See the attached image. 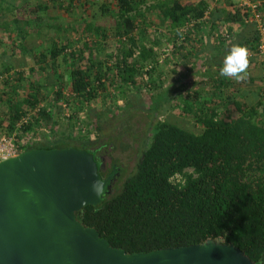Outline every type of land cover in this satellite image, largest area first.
<instances>
[{
    "label": "trees",
    "instance_id": "1",
    "mask_svg": "<svg viewBox=\"0 0 264 264\" xmlns=\"http://www.w3.org/2000/svg\"><path fill=\"white\" fill-rule=\"evenodd\" d=\"M30 1L0 0V37L16 33L17 44L25 52L31 48L25 46L19 12ZM148 1H106L101 5L103 22L83 17L86 23L78 40L70 35L64 40L53 37L50 47L38 56L30 50L36 65L28 70H16L11 61L15 54L3 50L0 128L6 135H16L21 152L85 149L95 156L104 177L101 154L115 149L126 133L137 138L121 127V119L131 120L142 112L149 123L143 135L138 133L142 144L133 170L122 182L125 169L117 158L110 159L123 175L98 205L79 210L78 219L128 253L189 246L212 238L233 243L256 264H264V60L261 33L251 20L252 7L241 5L240 0H157L149 5ZM250 1L258 3L264 20V0ZM50 7L40 1L30 8L36 14L27 23L42 21L38 12ZM13 12L17 15L12 19L8 15ZM151 12L167 28L163 50L156 40L146 42L149 27L155 26ZM109 24L119 37L113 63L97 54L109 45ZM89 33L94 37L86 40ZM234 44L248 50V78L220 75L223 59ZM166 50L173 74L182 68L198 71L199 59L205 58V70L200 69L207 76L204 84L186 86L183 105L176 107L180 118L195 121L193 128L171 120V113L166 116L172 107L169 91L155 92L165 86L164 74L159 77L157 70ZM64 64L66 76L61 70ZM254 64L261 67L258 79L259 74L250 71ZM144 89L152 108L146 107ZM50 94L53 99L47 104ZM119 97L125 100L123 106L116 103ZM100 98L114 105L88 109ZM58 116L67 121L66 129L58 128ZM130 147L123 143L122 148ZM176 174L184 176L185 183L171 181Z\"/></svg>",
    "mask_w": 264,
    "mask_h": 264
},
{
    "label": "water",
    "instance_id": "2",
    "mask_svg": "<svg viewBox=\"0 0 264 264\" xmlns=\"http://www.w3.org/2000/svg\"><path fill=\"white\" fill-rule=\"evenodd\" d=\"M95 156L76 147L34 148L0 161V264H256L233 243L128 253L77 212L111 190Z\"/></svg>",
    "mask_w": 264,
    "mask_h": 264
},
{
    "label": "rangeland",
    "instance_id": "3",
    "mask_svg": "<svg viewBox=\"0 0 264 264\" xmlns=\"http://www.w3.org/2000/svg\"><path fill=\"white\" fill-rule=\"evenodd\" d=\"M44 2L45 4L51 5L50 9L47 12L39 11L38 12V18H43L42 21H36V22H30L29 24L27 21L29 18L36 13H33L30 10V8H34L37 6L38 3ZM70 1L71 0H31L30 3L26 4L24 7H21L22 10H20V25L21 29L24 30L23 34L25 36L26 41H24L25 46L31 48L30 50H33L34 55L38 56V53L41 51L47 50L50 47V43L53 39V37L64 40L66 37L70 35L73 39H77L81 37V33L83 32V25L86 23L85 21H82V18L85 17L89 21L103 22V16L101 13V5L104 4L106 1H113V0H81V2L74 0L73 5L70 8ZM157 0H149L148 5L155 3ZM55 4V6H53ZM69 7V8H68ZM68 9V10H67ZM17 15L16 12L10 13L8 17H11L12 19L15 18ZM50 16L53 17V20H48L45 18ZM59 18V19H58ZM149 18H151L152 21H154L155 26L149 27V36L146 39L147 43H150L152 40H156L159 42L160 46L159 49L163 50L166 42L164 39V30H165V24L161 22L160 18L158 17L157 13L151 12L149 14ZM31 21V20H29ZM47 21V22H46ZM12 24V23H11ZM14 24V28H15ZM70 26L73 27L70 29ZM68 27V28H67ZM13 28V25H12ZM63 30H60V29ZM70 29V30H69ZM109 45L108 47H105L101 49V51L97 52L100 58L102 59H108L110 63H113L112 54L117 52L118 45H119V37L115 34V26L109 24ZM167 29V28H166ZM39 31V32H38ZM82 31V32H81ZM38 32V33H37ZM7 33V32H6ZM8 34V33H7ZM10 37L8 35H4L3 37H0V40L4 41L2 45L0 46V68L3 66V64H6V59L2 55V51L6 50L9 52V54L14 53V57L11 59L12 63L15 65L16 70H28L32 65H36V58L33 56V54L30 52V50L27 49L25 52V49L18 46L17 43H19L16 33L11 32ZM94 35L89 33L84 38L87 39H93ZM12 39L16 44L14 45ZM17 45V49L16 46ZM16 50H15V49ZM20 49V50H19ZM169 50H166L165 55H163V62H161V66L159 70H157L159 77L161 74H164V78L162 80L163 83H165L162 88L159 87L155 89V92L162 89H166L169 91V95L172 97V107L169 109V113L167 111L166 116H168L171 113L170 119L175 121H179V123L182 126L193 128L195 125L194 120L189 119H182L177 114V104L179 106L183 105L184 102V93L186 86L189 87L191 85V82L196 83L200 82L199 85H203L205 81L206 75L203 74V77L199 72L196 71V69L189 71L191 69H179V74H173L172 69L173 65L171 62V58L169 55ZM115 59V58H114ZM2 65V66H1ZM66 65H62L61 70L63 76H66L68 74ZM42 75H45L44 72L40 71ZM202 72V71H201ZM198 73V74H197ZM193 76V77H192ZM47 81L49 83L53 82V78H47ZM2 81H0V84ZM258 84H261V82L257 81ZM184 91V92H183ZM144 95V101L147 104V108H152L153 104L149 103V94L148 90L144 89L143 91ZM53 99L52 94L49 95V98L45 101V103L49 104ZM100 98V100L93 102L88 109L90 108H98L97 105L99 104V108L103 109L107 106H113L110 104V102H103ZM118 105L123 106L125 104V100L119 97L116 101ZM116 105V104H115ZM87 109V110H88ZM116 109V107H115ZM148 110V109H146ZM149 111V110H148ZM86 110L82 113L81 117L82 119H86ZM145 116V115H144ZM165 115L162 116V118L166 117ZM59 125L58 128L60 129H66L67 128V121L64 119L63 116H58ZM122 120L121 119V127L124 128V130H130L134 131V133L137 135V138L129 137V133L124 134L122 139H120V142L122 143H116V148L110 151V153H107V161H110V159L117 158L118 163L125 169L123 171L124 176L122 178V182L125 180V178L129 175V173L133 170L136 162H137V154L140 150L137 147L141 146V141L138 140V135H143L144 132L147 131V124L149 123L148 119L146 117H143L142 112H138L137 116H132L131 120ZM131 121V122H130ZM128 124H130L128 126ZM127 126L129 128H127ZM119 127V128H121ZM126 128V129H125ZM3 128H0V136L6 135L2 132ZM47 130V129H46ZM139 133V134H138ZM128 136V137H127ZM124 138V139H123ZM129 143L131 145V149L129 151H126V149H122L123 143ZM128 150V149H127Z\"/></svg>",
    "mask_w": 264,
    "mask_h": 264
},
{
    "label": "built area",
    "instance_id": "4",
    "mask_svg": "<svg viewBox=\"0 0 264 264\" xmlns=\"http://www.w3.org/2000/svg\"><path fill=\"white\" fill-rule=\"evenodd\" d=\"M241 5L252 7L253 18L256 21L261 33L260 57L264 60V20L261 14L257 11L258 3H253L250 0H240ZM21 153V147L16 143V135L0 136V161L8 157L16 156ZM174 183H185V178L181 174H176L171 178Z\"/></svg>",
    "mask_w": 264,
    "mask_h": 264
},
{
    "label": "clouds",
    "instance_id": "5",
    "mask_svg": "<svg viewBox=\"0 0 264 264\" xmlns=\"http://www.w3.org/2000/svg\"><path fill=\"white\" fill-rule=\"evenodd\" d=\"M249 67L248 50L245 46L234 44L224 57L220 75L226 78H243Z\"/></svg>",
    "mask_w": 264,
    "mask_h": 264
},
{
    "label": "flooded vegetation",
    "instance_id": "6",
    "mask_svg": "<svg viewBox=\"0 0 264 264\" xmlns=\"http://www.w3.org/2000/svg\"><path fill=\"white\" fill-rule=\"evenodd\" d=\"M134 131H132V133H133ZM128 137V136H127ZM130 137V136H129ZM122 139V138H121ZM124 139V138H123ZM120 140V139H119ZM119 140H117V142H119ZM119 143H121V142H119ZM142 144V143H141ZM137 148H139L140 150L138 151V156L137 157H139V154H140V151H141V147H137ZM122 149H124V148H122ZM131 148H129L128 150L126 149V151H129ZM107 154V153H106ZM105 153L104 154H99L100 156H101V158L103 159V161H105L104 162V164H102V167L101 168H103V172L104 173H106V175L103 177V178H107V177H109V176H112V178H111V180H110V183H111V189H112V191L113 190H115L114 189V186H115V184L116 183H118L117 181H118V179H120L121 178V176L123 175V173H122V170L120 171V170H118L117 168V164H114L113 163V161L112 160H110V161H107V155H106ZM137 160H138V158H137ZM120 168L121 169H123V167L122 166H120ZM114 174H116V177L114 178Z\"/></svg>",
    "mask_w": 264,
    "mask_h": 264
},
{
    "label": "crops",
    "instance_id": "7",
    "mask_svg": "<svg viewBox=\"0 0 264 264\" xmlns=\"http://www.w3.org/2000/svg\"><path fill=\"white\" fill-rule=\"evenodd\" d=\"M225 1V0H224ZM225 8H229L230 6L227 4L226 5V3H224V5H223ZM214 39V38H213ZM213 39H211V40H213ZM215 51V50H214ZM204 60H205V58L203 57V58H201V59H199V61H198V65L199 66H197L196 68L197 69H199L197 72H199V74H201L202 75V77H203V74L205 75V73H202L201 71H200V69H204L205 70V66H204V64H205V62H204ZM183 66L185 67V64H183ZM194 65H192L191 67H193ZM211 66H212V64H211ZM210 66V67H211ZM255 66V67H254ZM251 67H253V68H251V69H253V70H250L251 72H252V75L254 76L255 74L256 75H258L259 74V72H261L260 70V66L259 65H252ZM194 68V67H193ZM192 69V68H191ZM189 71H191V70H189ZM250 73V72H249ZM198 74V73H197ZM261 75L259 74L258 76H256V79H258L259 77H260ZM193 77V76H192ZM244 77L245 78H248L247 77V72H246V74H244ZM194 84H200V82H197L196 81V83H193V85Z\"/></svg>",
    "mask_w": 264,
    "mask_h": 264
}]
</instances>
